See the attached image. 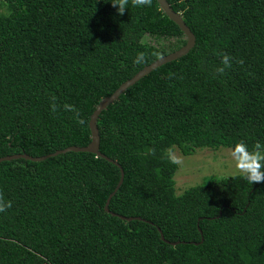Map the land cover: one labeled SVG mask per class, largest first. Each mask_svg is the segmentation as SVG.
<instances>
[{"label": "trees", "instance_id": "16d2710c", "mask_svg": "<svg viewBox=\"0 0 264 264\" xmlns=\"http://www.w3.org/2000/svg\"><path fill=\"white\" fill-rule=\"evenodd\" d=\"M167 2L195 44L100 113L99 151L124 173L110 212L120 171L101 157L0 162V264H264V182L208 177L178 195L170 156L264 144V0ZM185 43L156 0L122 15L110 0H0V157L87 146L97 104Z\"/></svg>", "mask_w": 264, "mask_h": 264}, {"label": "water", "instance_id": "95a60500", "mask_svg": "<svg viewBox=\"0 0 264 264\" xmlns=\"http://www.w3.org/2000/svg\"><path fill=\"white\" fill-rule=\"evenodd\" d=\"M156 1L159 5L160 10H162V12L172 22H174L180 28V30L183 32L185 39H186L185 45H183L178 50H176L170 54H167L165 56H162V57L156 59L151 64L143 67L133 77H131L130 79L123 82L110 96L103 98L97 104V106L95 107L94 111L92 112V114L89 118V122H88L90 135H91V141L87 146H85V147L71 146V147H67V148L62 149V150H57L51 154H47L45 156H40V157H32V156H29V155L24 154V153L15 154V155H10V156L0 157V162L11 161V160H16V159H24V160H28V161H32V162H39V161H43L45 159H48L50 157H54L58 154H62L65 152H71V151L72 152H87V153L94 154L95 156L101 157V158L105 159L106 161L114 164L116 167L119 168V171H120L119 181H118L115 189L113 190V192L106 199V202L104 205L105 212H110L108 209L110 199L115 194V192L118 190L119 186L122 184L124 173H123L122 168L120 167V165L117 162L109 159L107 156L103 155L99 151L100 138H99L96 122H97V119H98L100 113L103 110H105L110 104H112L114 101H116L119 98V96L127 90V88L131 87L136 82H138L141 78L148 75L152 70H154V69H156V68H158V67H160V66H162L168 62L174 61V60L186 55L194 47V44H195V36L191 32V30L186 26V24L182 20L181 16L172 10V8L170 7L167 0H156ZM111 214L115 215L113 213H111ZM118 217L121 218L122 220H125V221H131V220L139 219V218H135V217L126 218V217L119 216V215H118ZM158 232L160 234L161 240L165 241L166 243H169L170 245L176 244L175 242H168L167 240H165L159 229H158ZM202 239L203 238L201 237V240Z\"/></svg>", "mask_w": 264, "mask_h": 264}, {"label": "clouds", "instance_id": "9594fccd", "mask_svg": "<svg viewBox=\"0 0 264 264\" xmlns=\"http://www.w3.org/2000/svg\"><path fill=\"white\" fill-rule=\"evenodd\" d=\"M110 3L116 8L117 13L122 15L129 4L133 7L151 6L152 0H110ZM144 60L145 54L143 52H138L133 62L140 64L143 63ZM232 61L233 58L227 53L221 54V66L216 68V72L223 74L226 69L232 67ZM239 63H242V61H239ZM55 101L56 98L51 97L53 112L57 111ZM64 108L65 110L71 109L77 115L78 123H83V120L78 118V112H76L71 105H64ZM228 158L230 167L234 170V175H239L250 184L264 182V144L257 141L252 149H249L245 142L239 141L230 147ZM173 162L176 161L173 160ZM11 207L12 202L10 200H5L3 194H0V212H5Z\"/></svg>", "mask_w": 264, "mask_h": 264}, {"label": "rangeland", "instance_id": "374dc122", "mask_svg": "<svg viewBox=\"0 0 264 264\" xmlns=\"http://www.w3.org/2000/svg\"><path fill=\"white\" fill-rule=\"evenodd\" d=\"M115 40H131L154 43V39L140 33H117ZM228 148L213 151L198 149L193 155L183 156L177 148H172L170 156L176 161L178 169L174 175L176 193L201 184L208 177L235 176L230 167Z\"/></svg>", "mask_w": 264, "mask_h": 264}]
</instances>
